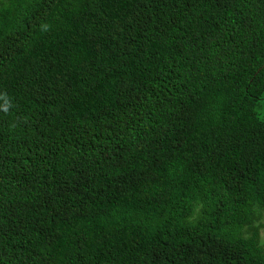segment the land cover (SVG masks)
<instances>
[{
    "label": "trees",
    "instance_id": "trees-1",
    "mask_svg": "<svg viewBox=\"0 0 264 264\" xmlns=\"http://www.w3.org/2000/svg\"><path fill=\"white\" fill-rule=\"evenodd\" d=\"M264 0H0V264H264Z\"/></svg>",
    "mask_w": 264,
    "mask_h": 264
},
{
    "label": "rangeland",
    "instance_id": "rangeland-1",
    "mask_svg": "<svg viewBox=\"0 0 264 264\" xmlns=\"http://www.w3.org/2000/svg\"><path fill=\"white\" fill-rule=\"evenodd\" d=\"M262 227L260 229V237L261 240L264 242V215L261 218Z\"/></svg>",
    "mask_w": 264,
    "mask_h": 264
}]
</instances>
